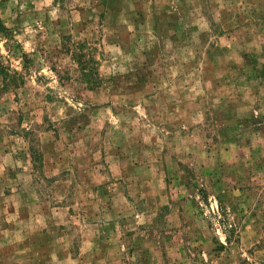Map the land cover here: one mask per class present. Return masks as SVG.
<instances>
[{"label": "rangeland", "instance_id": "rangeland-1", "mask_svg": "<svg viewBox=\"0 0 264 264\" xmlns=\"http://www.w3.org/2000/svg\"><path fill=\"white\" fill-rule=\"evenodd\" d=\"M0 20V264H264V0Z\"/></svg>", "mask_w": 264, "mask_h": 264}, {"label": "trees", "instance_id": "trees-1", "mask_svg": "<svg viewBox=\"0 0 264 264\" xmlns=\"http://www.w3.org/2000/svg\"><path fill=\"white\" fill-rule=\"evenodd\" d=\"M3 28H4V26H3V24H2V22L0 20V29L2 30Z\"/></svg>", "mask_w": 264, "mask_h": 264}]
</instances>
